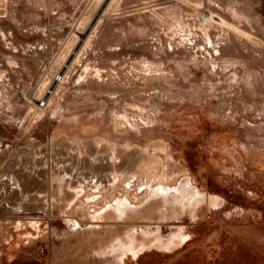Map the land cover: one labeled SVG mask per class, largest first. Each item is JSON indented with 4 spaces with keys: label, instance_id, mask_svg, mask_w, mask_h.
<instances>
[{
    "label": "rangeland",
    "instance_id": "374dc122",
    "mask_svg": "<svg viewBox=\"0 0 264 264\" xmlns=\"http://www.w3.org/2000/svg\"><path fill=\"white\" fill-rule=\"evenodd\" d=\"M0 8V264H264V0Z\"/></svg>",
    "mask_w": 264,
    "mask_h": 264
},
{
    "label": "bare ground",
    "instance_id": "6f19581e",
    "mask_svg": "<svg viewBox=\"0 0 264 264\" xmlns=\"http://www.w3.org/2000/svg\"><path fill=\"white\" fill-rule=\"evenodd\" d=\"M193 188L190 186V183H187L181 184L174 188L160 184L155 189L157 190V193L161 191L164 195L168 196L166 199L171 203V205L167 206L166 209H173L176 206H180L183 208L190 207L192 211L194 210L192 215L195 216V208L197 207V205L202 204V199L200 192L197 191L196 188ZM204 196L205 195L202 194L203 199ZM210 199L212 204L219 202V199L216 196H210ZM177 203L179 205H177ZM143 232H146V230L143 229Z\"/></svg>",
    "mask_w": 264,
    "mask_h": 264
},
{
    "label": "built area",
    "instance_id": "2783aa9c",
    "mask_svg": "<svg viewBox=\"0 0 264 264\" xmlns=\"http://www.w3.org/2000/svg\"><path fill=\"white\" fill-rule=\"evenodd\" d=\"M7 17V12L3 11V9L0 8V20ZM65 74L63 72H59L57 75L53 77L54 82L62 83L64 81ZM9 82V76L7 75V70H4V64L2 61H0V101L8 98V94H6V90L4 86L8 87ZM12 88L14 89V86L12 85ZM51 92V90L49 91ZM41 106H44L46 104L45 101L41 100L39 103Z\"/></svg>",
    "mask_w": 264,
    "mask_h": 264
}]
</instances>
